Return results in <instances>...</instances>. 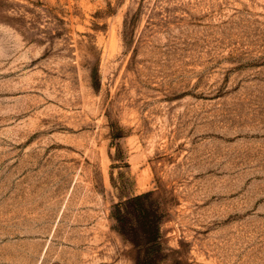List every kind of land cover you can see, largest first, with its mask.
Wrapping results in <instances>:
<instances>
[{
    "label": "rangeland",
    "instance_id": "1",
    "mask_svg": "<svg viewBox=\"0 0 264 264\" xmlns=\"http://www.w3.org/2000/svg\"><path fill=\"white\" fill-rule=\"evenodd\" d=\"M0 264H264V0H0Z\"/></svg>",
    "mask_w": 264,
    "mask_h": 264
},
{
    "label": "trees",
    "instance_id": "2",
    "mask_svg": "<svg viewBox=\"0 0 264 264\" xmlns=\"http://www.w3.org/2000/svg\"><path fill=\"white\" fill-rule=\"evenodd\" d=\"M141 196H137L136 198H140Z\"/></svg>",
    "mask_w": 264,
    "mask_h": 264
}]
</instances>
